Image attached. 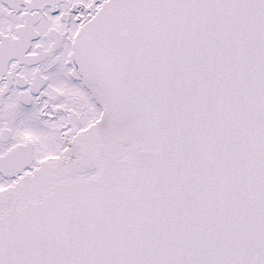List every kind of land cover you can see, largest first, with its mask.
Segmentation results:
<instances>
[{
    "label": "snow or ice",
    "instance_id": "1",
    "mask_svg": "<svg viewBox=\"0 0 264 264\" xmlns=\"http://www.w3.org/2000/svg\"><path fill=\"white\" fill-rule=\"evenodd\" d=\"M0 264H264V0H0Z\"/></svg>",
    "mask_w": 264,
    "mask_h": 264
}]
</instances>
